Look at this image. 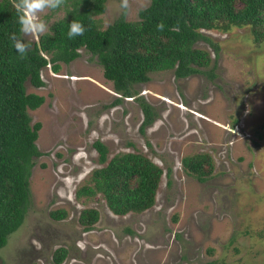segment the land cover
<instances>
[{
	"label": "rangeland",
	"instance_id": "374dc122",
	"mask_svg": "<svg viewBox=\"0 0 264 264\" xmlns=\"http://www.w3.org/2000/svg\"><path fill=\"white\" fill-rule=\"evenodd\" d=\"M148 1L128 0L122 9V0H105L94 19L101 29L120 15L134 21ZM62 14L46 11L41 18L49 26ZM201 32L217 44L216 54L202 40L194 44L215 61L213 78L151 72L134 85L132 98L114 102L118 94L95 57L80 48L58 72L40 69L43 86L24 83L26 92L44 98L27 110L30 123H40V155L32 159L28 206L0 248V264H54L58 247L66 250L59 264H264V42L254 43L248 27ZM21 35L24 42L37 39ZM141 104L152 114L142 128ZM95 140L107 158L136 151L162 169L151 207L117 216L98 194L75 199L99 166ZM199 152L213 164L203 182L180 164ZM83 208L98 213L87 231L77 221ZM55 209L66 216L51 218Z\"/></svg>",
	"mask_w": 264,
	"mask_h": 264
},
{
	"label": "trees",
	"instance_id": "16d2710c",
	"mask_svg": "<svg viewBox=\"0 0 264 264\" xmlns=\"http://www.w3.org/2000/svg\"><path fill=\"white\" fill-rule=\"evenodd\" d=\"M105 0H66L61 17L49 24V31L30 45L24 59L13 47L12 34L22 39L18 14L13 0H0V248L7 236L21 224L28 206V179L34 165L33 157L40 155L35 140L39 122L30 123L27 110L38 108L44 98L25 91L24 83L41 87L40 69L49 66L56 73L60 63L67 64L84 48L100 65L102 77L118 94L114 102L132 98L134 85L148 80L151 72L172 70L176 78L192 74L214 77L215 61L209 53L194 46L202 40L213 47L217 44L203 30L225 32L232 28L248 27L252 41L264 42V0H149L137 12L134 21L122 15L105 28L98 27L95 15L101 14ZM77 20L86 31L83 36L69 39V24ZM164 24L158 30L159 23ZM143 120L140 128L152 121L149 106L141 104ZM98 167L93 168L86 181L75 190V199L100 195L108 210L117 216L141 213L154 203L162 169L146 155L118 152L107 158L106 146L95 140ZM186 174L198 182L210 176L213 164L206 153L181 158ZM170 171H166L168 176ZM55 220L63 219V209L49 211ZM94 208L80 210L77 221L84 231L97 221ZM66 255L63 247L52 253L54 264ZM202 264H228L225 261H206Z\"/></svg>",
	"mask_w": 264,
	"mask_h": 264
},
{
	"label": "clouds",
	"instance_id": "9594fccd",
	"mask_svg": "<svg viewBox=\"0 0 264 264\" xmlns=\"http://www.w3.org/2000/svg\"><path fill=\"white\" fill-rule=\"evenodd\" d=\"M66 0H13V7L18 14V24L20 32L25 36L39 38L49 31L47 23L41 18V14L46 11L56 10L65 4ZM120 7L128 8V0H122ZM164 24L157 25L158 30H163ZM86 31L85 26L77 20L69 24L67 36L73 39L77 36H83ZM10 39L14 42L13 47L21 59L27 55L30 45L12 34Z\"/></svg>",
	"mask_w": 264,
	"mask_h": 264
}]
</instances>
